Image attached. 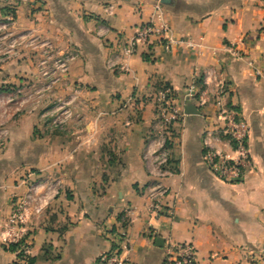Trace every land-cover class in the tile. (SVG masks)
I'll return each mask as SVG.
<instances>
[{
  "label": "crops",
  "instance_id": "obj_1",
  "mask_svg": "<svg viewBox=\"0 0 264 264\" xmlns=\"http://www.w3.org/2000/svg\"><path fill=\"white\" fill-rule=\"evenodd\" d=\"M6 12L14 44L0 65V233L12 196L25 193L22 179L59 180L63 190L34 223L30 256L0 239V264H94L123 224L130 264H161L168 240L191 244L196 264H264V0H0V17ZM150 21L197 47L168 52L154 37L118 61L126 71L109 70L112 54ZM50 46L75 51V60L41 103L22 106L19 88L49 82L37 83L30 53L45 47L51 56ZM163 88L184 117L172 131L173 174L162 181L169 212L156 217L141 154ZM71 98L74 117L57 130L51 110ZM187 105L198 114L186 115ZM220 107L248 126L252 169L236 184L203 160V132L221 127ZM219 136L215 149L232 157Z\"/></svg>",
  "mask_w": 264,
  "mask_h": 264
},
{
  "label": "built area",
  "instance_id": "obj_2",
  "mask_svg": "<svg viewBox=\"0 0 264 264\" xmlns=\"http://www.w3.org/2000/svg\"><path fill=\"white\" fill-rule=\"evenodd\" d=\"M155 12L159 19L161 14L158 5L155 7ZM13 20V14H9L3 28L10 26ZM99 32L105 33L106 30L101 29ZM7 36L5 35L4 38ZM154 37L168 52L181 46L190 50L197 47L192 41L174 37L168 24L161 22L159 26H156L154 22L150 21L136 28L134 36L120 45L118 52L112 54L107 60L106 67L109 70L126 71V68L120 65L118 61L134 55L139 47L147 45ZM13 44L14 40L11 39L9 50ZM233 55L238 57L237 54ZM74 60L75 53L69 52L54 57V71L57 72L53 74L55 76L50 73L44 74V79L49 82L38 88L39 94L45 96L56 82H62L68 73L70 63ZM187 97L193 96L187 92ZM74 99L56 102L50 115L53 127L61 130L74 117L70 108ZM174 101L175 98L169 88L161 89L155 96V116L141 154V160L150 178L146 188L148 209L156 217L166 215L169 212L162 203L167 193L162 181L173 174L170 166L172 131L174 126L181 122L184 117ZM217 121L218 126L221 127L211 131L206 129L203 132L204 164L218 180L228 184H236L242 181L248 170L252 169L247 148L248 126L238 114L223 107L218 109ZM219 134L226 138L225 141L230 146L232 157L215 149L214 143L219 141ZM21 185L24 186L25 193L21 196H12L10 213L1 226L0 239L6 249L15 246L16 253L22 258H28L30 256L32 227L61 194L63 185L61 181L55 179L29 180V177L22 179ZM163 248L161 264H196V252L189 243H174L168 240L164 243ZM130 251L131 244L127 228L121 225L112 236L110 249L100 255L94 264H130L128 259ZM263 256L264 246L259 251V258ZM253 261L256 262L257 260Z\"/></svg>",
  "mask_w": 264,
  "mask_h": 264
},
{
  "label": "rangeland",
  "instance_id": "obj_3",
  "mask_svg": "<svg viewBox=\"0 0 264 264\" xmlns=\"http://www.w3.org/2000/svg\"><path fill=\"white\" fill-rule=\"evenodd\" d=\"M9 14H12V13L6 12L5 15L3 14V16L0 17V65H5L7 62V61L5 62V59L8 58V56H10V54L6 55L5 53L10 51L8 48L11 44V39H12V37L10 36L11 25L3 28V25L5 24L4 22H6V18L9 16ZM5 35H8V36L4 38ZM17 46H19V45L16 44L14 49H16ZM44 48L45 47H43V49ZM14 49H13V51H14ZM43 49H40V51L38 53H34V54L30 53V56L33 59H35V62L33 61L32 63L34 64V68L36 70V75H38V77L40 78V80H37V83H39V82L43 83L44 82V77H45L44 74L50 73L52 76H55L53 74H56L57 71H54L55 70L54 63H53L54 57H56L58 55L66 54L67 52H69V53L75 52L73 50H68L67 52H61V51L58 52V50H56L55 48L53 49V47L50 46L52 57H50V56L46 57L45 52H44L45 50L43 52L41 51ZM58 53H61V54H58ZM58 85H61V83L56 82L53 85V88H55ZM36 86H39V85L37 84ZM26 87H28V86H26ZM28 88H30V90H27V93H25L26 91L23 90L24 87L18 89L20 91L18 94H19V97H21L20 98L21 105L23 106L24 104H26L29 101L33 102L34 106L38 105L40 100L44 98V96H42L38 92L39 87L37 88L35 86H29ZM49 118L50 117L48 116V119ZM51 125H52V123H51ZM57 130H59V129H57Z\"/></svg>",
  "mask_w": 264,
  "mask_h": 264
},
{
  "label": "water",
  "instance_id": "obj_4",
  "mask_svg": "<svg viewBox=\"0 0 264 264\" xmlns=\"http://www.w3.org/2000/svg\"><path fill=\"white\" fill-rule=\"evenodd\" d=\"M168 1L169 0H160V3L165 4ZM185 114L186 115H194V114H198V113L196 112V110H194L192 105H187L186 110H185ZM156 242H157L158 247L161 248L163 246V241L161 239H157Z\"/></svg>",
  "mask_w": 264,
  "mask_h": 264
},
{
  "label": "trees",
  "instance_id": "obj_5",
  "mask_svg": "<svg viewBox=\"0 0 264 264\" xmlns=\"http://www.w3.org/2000/svg\"><path fill=\"white\" fill-rule=\"evenodd\" d=\"M10 13H12V14L14 15L13 12H10ZM123 225L125 226V224H123ZM8 250H9L10 252H15L16 247H15V246H11Z\"/></svg>",
  "mask_w": 264,
  "mask_h": 264
}]
</instances>
